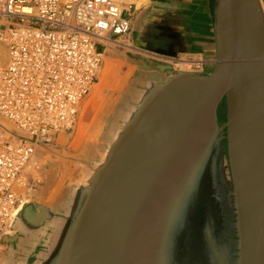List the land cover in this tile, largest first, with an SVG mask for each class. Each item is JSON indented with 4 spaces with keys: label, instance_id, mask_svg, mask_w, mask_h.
Wrapping results in <instances>:
<instances>
[{
    "label": "water",
    "instance_id": "95a60500",
    "mask_svg": "<svg viewBox=\"0 0 264 264\" xmlns=\"http://www.w3.org/2000/svg\"><path fill=\"white\" fill-rule=\"evenodd\" d=\"M212 29L201 70L135 56L93 164L23 204L8 264H264L261 1L215 0Z\"/></svg>",
    "mask_w": 264,
    "mask_h": 264
},
{
    "label": "built area",
    "instance_id": "2783aa9c",
    "mask_svg": "<svg viewBox=\"0 0 264 264\" xmlns=\"http://www.w3.org/2000/svg\"><path fill=\"white\" fill-rule=\"evenodd\" d=\"M135 1L0 0V237L38 167V146L73 129L107 44L124 43ZM190 62L201 70L204 59Z\"/></svg>",
    "mask_w": 264,
    "mask_h": 264
},
{
    "label": "crops",
    "instance_id": "0c3cea01",
    "mask_svg": "<svg viewBox=\"0 0 264 264\" xmlns=\"http://www.w3.org/2000/svg\"><path fill=\"white\" fill-rule=\"evenodd\" d=\"M214 1L136 0L126 14L130 30L123 41L136 53L157 59H210ZM260 1L264 11V0ZM22 247L23 241L12 232L1 237L0 264L13 261Z\"/></svg>",
    "mask_w": 264,
    "mask_h": 264
},
{
    "label": "rangeland",
    "instance_id": "374dc122",
    "mask_svg": "<svg viewBox=\"0 0 264 264\" xmlns=\"http://www.w3.org/2000/svg\"><path fill=\"white\" fill-rule=\"evenodd\" d=\"M103 54H105L108 57L110 56L111 57L110 61L112 60L111 63L113 65L112 66L113 69H112V79L110 82L111 83L110 85L112 88L108 90L109 92L106 91L107 92V93H105L106 95L104 94L105 96H103L104 99L102 98L101 100H99V102L97 101V103H96L97 105L95 104L92 107V109L90 110V112L88 114V117H87L88 119H86V122L88 124V131H87L86 135H88V136H86L85 138L89 139L88 141L93 143V145H94L93 153L97 150L96 146L98 143V134H99L100 129L102 128V125H103L106 117L111 112L115 102L117 101V99L119 98L121 93L124 91L127 84L129 83V81L136 75V73L134 71L136 67H135V64L133 61L135 59V56L138 55V53H136L135 51H133L129 48L125 49V48H121L118 46H114L113 44H107L106 50ZM192 59H194V58H192ZM102 64H103V57H102ZM102 64H101V66H102ZM174 65L175 64H173V66ZM101 66H100V68H101ZM174 67H176V66H174ZM125 72L127 73V75H125ZM121 75H122V80L124 82L120 78ZM124 77L126 79H124ZM119 80H120V82H119ZM117 83L118 84L120 83V85H118ZM121 83H123V84H121ZM102 100H103V102H101L102 103L101 104L100 101H102ZM105 101H106V103H105ZM98 103L101 105H98ZM93 113H94V115H93ZM73 133H74V130L72 129V130L68 131L66 134H61L59 136V138L57 139V141H55L54 143L48 144V145H43V147H45V148H43L44 151L43 150L42 151L40 150L41 152L39 150L36 151L35 160H36V162H38L37 165L38 164L39 165H38L36 170L32 171L33 178L29 179L27 182V188L29 191L27 190L25 193L26 195L25 194L22 195L21 198L25 199V197H27V199L29 201H37L36 199H38V197L36 196V194H38L37 192L39 191V186H38L39 183L37 182V180L41 177L40 176L41 171L49 168L51 165H53V166L58 165L59 166L58 172H57L56 176L54 177L53 182H52V186L50 188V189H52L54 187V184H57V182H59V185L58 184L56 185V186H58V187H56L57 190L55 191L52 199H50L51 201L44 199V200H41L44 202H40V203H43L46 205L50 204L54 200V198L59 195L62 188L71 184L81 174V171L86 166V164H93V160H92V154L93 153L92 154H86V153L82 152L81 148H76L73 150L71 149L70 143H71L72 137L74 135ZM89 135H91V136H89ZM60 137H62L61 138L62 140H60ZM66 173H68V174H66ZM60 176L61 177L64 176V177L61 178Z\"/></svg>",
    "mask_w": 264,
    "mask_h": 264
},
{
    "label": "bare ground",
    "instance_id": "6f19581e",
    "mask_svg": "<svg viewBox=\"0 0 264 264\" xmlns=\"http://www.w3.org/2000/svg\"><path fill=\"white\" fill-rule=\"evenodd\" d=\"M114 46H118L113 44ZM121 48H129V45L124 42L123 44H119ZM110 48V47H109ZM130 49V48H129ZM132 49V48H131ZM0 55H3L4 59L6 57V51L5 48L0 44ZM103 57V64L101 66V68H99L98 70V74H97V82L93 85L90 93L87 95V97L80 102L79 105V110H78V115H77V119H76V123L73 127L74 130V135L72 137L71 143H70V147L71 149H76V148H81L82 152L86 153V154H92L93 153V148L94 145L92 142L88 141L89 139H86L85 137L88 136L86 135L87 131H88V124L86 122V119H88V114L90 112V110L92 109V107L97 103V101L99 102V100H101L102 98L104 99L103 96H105L107 93L106 91H108L109 89H111V79H112V69H113V65L110 61L111 57L106 56L105 54L102 55ZM158 57V56H157ZM164 59V58H163ZM195 59V58H194ZM191 59L188 58H184V57H180L178 59H176V61L174 62V66H176L177 68H179L180 70H191ZM0 62H2L0 60ZM119 64V63H118ZM126 64V63H125ZM117 68V67H116ZM121 68V67H120ZM130 68V67H129ZM124 71V70H123ZM124 74V73H123ZM125 75H127V73L125 72ZM121 80H122V75H121ZM124 79H126L124 77ZM123 81V80H122ZM120 82V80H119ZM124 82V81H123ZM115 84V83H114ZM113 84V85H114ZM118 84V83H117ZM123 84V83H121ZM120 85V83L118 84ZM120 88V87H119ZM115 89V88H114ZM118 89V88H117ZM117 91V90H116ZM109 92V91H108ZM105 94V95H104ZM110 98V97H109ZM107 101V100H106ZM105 101V103H106ZM103 102L100 101V103ZM102 104V103H101ZM98 103V105H101ZM97 105V104H96ZM108 105V104H107ZM106 105V106H107ZM104 106V105H103ZM105 106V107H106ZM108 107V106H107ZM107 110V109H106ZM94 115V113H93ZM90 119V118H89ZM93 121V120H92ZM92 135V134H91ZM89 135V136H91ZM62 137H60V140ZM88 138V137H87ZM91 139V138H90ZM45 147L43 146H38L37 150H43ZM69 148V147H68ZM40 151V152H41ZM79 153V152H78ZM85 155V154H84ZM40 162V161H39ZM38 163V162H37ZM39 165V164H38ZM69 168V167H68ZM42 169V168H41ZM59 166L58 165H51V167L42 170L41 171V177L37 180V182L39 183V191L37 192L38 194H36V196L38 197V200L40 197H43L42 200H50L52 199L55 191L57 190L56 186L57 184L59 185V182H57V184H54V187L52 189V182L54 177L56 176L57 172H58ZM63 171V170H62ZM70 171V170H69ZM68 172V171H67ZM35 173V172H34ZM68 174V173H66ZM77 174V173H76ZM71 176V175H70ZM37 177V176H36ZM61 177V176H60ZM64 177V176H62ZM61 177V178H62ZM58 178V177H57ZM72 179V178H71ZM60 181V180H59ZM34 183V182H33ZM32 183V184H33ZM31 185V184H30ZM28 190L27 188V183H21L20 184V191L21 194L24 195L26 193V191ZM29 191V190H28ZM37 191V190H36ZM26 195V194H25ZM35 196V197H36ZM37 200V199H36ZM37 200V201H38ZM29 200L27 199V197H25V199L22 198L21 200V205L19 207V210L22 208L23 204L28 202ZM41 201V200H39ZM51 201V200H50ZM42 202V201H41ZM44 202V201H43ZM47 202V201H46ZM49 202V201H48ZM10 232H13L12 229L9 230L7 233L9 234ZM5 257V256H4Z\"/></svg>",
    "mask_w": 264,
    "mask_h": 264
},
{
    "label": "flooded vegetation",
    "instance_id": "af4514ba",
    "mask_svg": "<svg viewBox=\"0 0 264 264\" xmlns=\"http://www.w3.org/2000/svg\"><path fill=\"white\" fill-rule=\"evenodd\" d=\"M220 107L221 108L219 109V113L222 114V115L225 114V103L221 102L220 103Z\"/></svg>",
    "mask_w": 264,
    "mask_h": 264
}]
</instances>
